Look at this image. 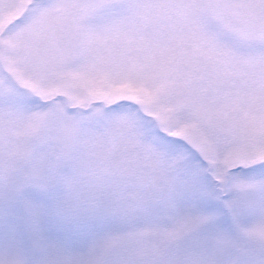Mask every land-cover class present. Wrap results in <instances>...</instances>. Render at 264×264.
<instances>
[{"label": "snow or ice", "instance_id": "6c2138e0", "mask_svg": "<svg viewBox=\"0 0 264 264\" xmlns=\"http://www.w3.org/2000/svg\"><path fill=\"white\" fill-rule=\"evenodd\" d=\"M0 264H264V0H0Z\"/></svg>", "mask_w": 264, "mask_h": 264}]
</instances>
